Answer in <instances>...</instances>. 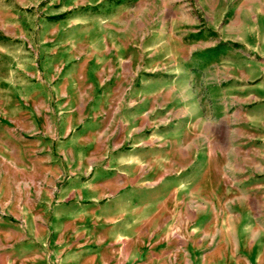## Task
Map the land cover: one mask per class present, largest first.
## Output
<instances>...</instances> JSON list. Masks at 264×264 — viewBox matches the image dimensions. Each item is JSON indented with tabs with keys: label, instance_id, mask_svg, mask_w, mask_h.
<instances>
[{
	"label": "rangeland",
	"instance_id": "rangeland-1",
	"mask_svg": "<svg viewBox=\"0 0 264 264\" xmlns=\"http://www.w3.org/2000/svg\"><path fill=\"white\" fill-rule=\"evenodd\" d=\"M158 244L264 253V0H0V264Z\"/></svg>",
	"mask_w": 264,
	"mask_h": 264
},
{
	"label": "crops",
	"instance_id": "crops-1",
	"mask_svg": "<svg viewBox=\"0 0 264 264\" xmlns=\"http://www.w3.org/2000/svg\"><path fill=\"white\" fill-rule=\"evenodd\" d=\"M158 254L155 257V264H175V254L173 248L165 244H158ZM101 255L103 257H101ZM118 259L113 256L112 248H105L102 250H91L83 258H78L77 255H68L61 260L60 264H115ZM121 262V261H120ZM140 264H153L149 260H145ZM255 264H264V253L255 260Z\"/></svg>",
	"mask_w": 264,
	"mask_h": 264
}]
</instances>
